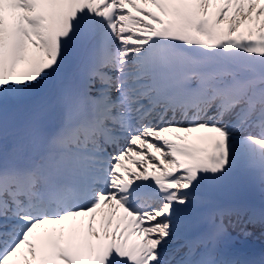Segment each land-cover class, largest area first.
Wrapping results in <instances>:
<instances>
[{"label": "rangeland", "instance_id": "1", "mask_svg": "<svg viewBox=\"0 0 264 264\" xmlns=\"http://www.w3.org/2000/svg\"><path fill=\"white\" fill-rule=\"evenodd\" d=\"M252 7H249L251 10ZM264 17V16H263ZM153 214L158 215V209L153 211ZM151 229L154 231V237L158 240L157 246L160 248H171L170 235L167 229L165 228L164 223L159 220H153L151 223Z\"/></svg>", "mask_w": 264, "mask_h": 264}, {"label": "bare ground", "instance_id": "2", "mask_svg": "<svg viewBox=\"0 0 264 264\" xmlns=\"http://www.w3.org/2000/svg\"><path fill=\"white\" fill-rule=\"evenodd\" d=\"M121 3H126V4H132L134 2V0H117ZM130 44H132V42H129L124 39V43H123V46H124V54H130L132 51L130 50ZM119 97L120 98H123L124 97V93L123 94H119ZM123 106H125L123 104ZM209 115V114H208ZM146 232V231H145ZM164 258L166 257H171L172 256V252H168V251H165L164 253L161 254Z\"/></svg>", "mask_w": 264, "mask_h": 264}]
</instances>
